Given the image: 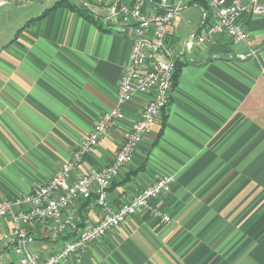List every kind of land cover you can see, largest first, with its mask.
Here are the masks:
<instances>
[{"label":"crops","instance_id":"0c3cea01","mask_svg":"<svg viewBox=\"0 0 264 264\" xmlns=\"http://www.w3.org/2000/svg\"><path fill=\"white\" fill-rule=\"evenodd\" d=\"M143 1L145 11L159 9L158 0ZM114 2L124 0H0V201L46 184L117 106L131 42L108 20ZM208 15L191 0L170 27L179 77L108 199L118 208L163 175L175 179L171 192L61 264H264V15L240 16L249 46L225 34L197 42ZM148 98L136 94L121 106L124 118L70 184L112 161ZM76 208L81 224L97 222L94 197ZM31 231L34 251L62 244ZM16 260L10 255L9 264Z\"/></svg>","mask_w":264,"mask_h":264},{"label":"built area","instance_id":"2783aa9c","mask_svg":"<svg viewBox=\"0 0 264 264\" xmlns=\"http://www.w3.org/2000/svg\"><path fill=\"white\" fill-rule=\"evenodd\" d=\"M190 1L158 0L159 9L153 12L145 11L143 0H124L109 6L108 20L113 19L119 34L131 42L129 60L119 82L117 106L96 121L91 133L46 184L33 187L28 194L0 201V264H9L10 255L17 258L16 264H61L70 257H79L91 244L138 210L150 209L151 200L171 192L175 179L163 175L118 208L108 199V191L115 179L131 163L140 142L169 104L176 61V53L167 43L169 29ZM199 1L207 7L209 23L202 36L194 37L197 42L207 43L215 35L225 34L236 42L251 45L249 34L240 24V16L243 13L263 16V4L258 0L249 3ZM89 2L101 6L106 0ZM136 94L149 95V98L139 119L125 133L112 161L104 168L85 172L70 184L72 172L96 147L101 136L124 118L121 106ZM92 197L98 208V220L81 224L77 202ZM153 214L162 222L169 220L159 210H154ZM36 226L47 240L62 241L57 251L43 254L30 248L36 238L31 229Z\"/></svg>","mask_w":264,"mask_h":264},{"label":"trees","instance_id":"16d2710c","mask_svg":"<svg viewBox=\"0 0 264 264\" xmlns=\"http://www.w3.org/2000/svg\"><path fill=\"white\" fill-rule=\"evenodd\" d=\"M200 2H202V1H200ZM85 16L89 17V18L92 17L91 13H86V12H85ZM179 72H180V65L177 64V62H176L175 63V69H174V75H173V85H175L177 82V79L179 77Z\"/></svg>","mask_w":264,"mask_h":264}]
</instances>
